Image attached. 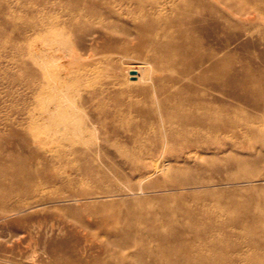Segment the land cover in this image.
Instances as JSON below:
<instances>
[{"label": "bare ground", "instance_id": "1", "mask_svg": "<svg viewBox=\"0 0 264 264\" xmlns=\"http://www.w3.org/2000/svg\"><path fill=\"white\" fill-rule=\"evenodd\" d=\"M252 8L247 0H33L25 20L33 39L35 107L30 119L18 122L28 125L18 131L34 135L33 156L31 162L23 160L9 170L0 169V221L5 223L11 217L22 223L27 220L22 213L30 210L54 215L71 202L80 212L68 217L75 223L73 228L86 229L82 220L89 212L85 194L80 192V169L75 179L51 172L44 162L65 161L68 154L88 159V153L78 146L84 135L100 130L107 119H124L123 111L146 117L131 134L140 145L135 161L163 177L205 164L207 155L226 150L231 133H241L239 119L244 112L230 98L248 100L258 108L262 114L258 134L264 136V84L232 69L229 50L231 17L245 16ZM130 52L144 55L146 60L122 73L119 62ZM145 67L148 76L143 74ZM110 76L119 78V87L112 82L116 108L106 109L99 107L98 99L106 89L103 78ZM68 85L71 87L66 89ZM131 87L138 89L140 99H122ZM40 149L52 153L42 154ZM257 156L258 164L264 166V145ZM173 221L179 230L193 233L176 235L174 240L181 249L182 245L184 249L212 245L222 238L215 232L226 228L225 223L201 218L196 212ZM35 223L20 232L2 233L0 246L8 242L21 246L29 250L24 259L39 254L40 263L52 264L44 260L48 251L40 253L27 238L30 230L39 228L40 221ZM163 231L156 227L138 248V255L153 258L143 264H163L164 259L168 264H217L201 260L199 255L174 260L172 255L184 249L168 248ZM100 241L111 251L109 257L130 250L128 242ZM150 242L157 247H148Z\"/></svg>", "mask_w": 264, "mask_h": 264}, {"label": "rangeland", "instance_id": "2", "mask_svg": "<svg viewBox=\"0 0 264 264\" xmlns=\"http://www.w3.org/2000/svg\"><path fill=\"white\" fill-rule=\"evenodd\" d=\"M32 1L0 0V169L9 170L23 160L31 162L33 156L31 140L34 135L18 131L28 126L18 122L30 119L35 107V81L30 56L33 39L25 20L30 15ZM247 1L253 10L245 16L231 17L228 30L231 64L241 77H252L262 85L264 0ZM25 44L28 50L23 47ZM145 60L144 55L127 53L119 62L120 70L123 73L128 66L140 65ZM101 66H104L103 62ZM143 74L148 76L149 69L145 67ZM103 79L106 89L99 96V107L116 108L112 82L119 87V78L110 76ZM70 87L68 85L66 89ZM127 98L140 99L138 89L131 87L128 94L122 96V99ZM230 103L240 106L244 112L239 119L241 133L230 134L225 151L207 155L203 165L182 167L181 173L174 177L152 174V167H142L135 161L140 145L133 142L131 134L140 124V119H146L145 116L123 111L122 120L112 122L106 118V124L99 125L100 130L84 135L78 144L84 154L88 153V159L80 153L76 156L68 154L65 161L44 162L51 172H61L75 179L80 169L83 174L79 180L83 184L80 192L85 194L83 197L89 212L83 215L82 221L87 228H73L75 223L68 217L80 212L70 202L62 203V209L54 215H40L39 211L30 210L22 213L27 217L22 223L11 217L5 223L0 221V235L9 234L8 231L20 232L39 220V228L30 230L27 238L37 245L40 253L48 251L49 254L44 253L47 262L143 264L153 258L147 254H141V257L137 254L138 248L144 246L156 227L164 230L168 248L181 249L174 238L189 232L179 230L170 220L176 218L178 221L196 212L201 218L213 217L225 223L226 228L215 232L222 238L202 247L188 246L184 249L182 245L184 252L181 249V253L173 254L174 260L182 261L187 255H196L194 258L199 255L201 260L217 264H264V166L258 164L257 156L264 145L263 134H258L262 114L248 100L230 98ZM246 126L252 130L246 131ZM40 151L47 155L52 153L45 149ZM104 239L119 244L128 242L130 250L123 256L109 257L111 251L101 245L100 240ZM19 247L9 242L1 245L0 264H43L39 261V254H34L32 259H24V252L29 250ZM148 247L155 249L157 246L150 242ZM163 262L168 264L165 259Z\"/></svg>", "mask_w": 264, "mask_h": 264}]
</instances>
